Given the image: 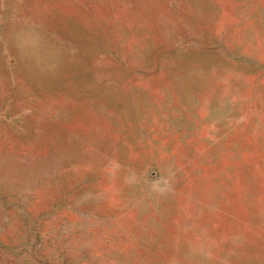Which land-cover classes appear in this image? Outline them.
I'll list each match as a JSON object with an SVG mask.
<instances>
[{
	"label": "rangeland",
	"instance_id": "rangeland-1",
	"mask_svg": "<svg viewBox=\"0 0 264 264\" xmlns=\"http://www.w3.org/2000/svg\"><path fill=\"white\" fill-rule=\"evenodd\" d=\"M0 264H264V0H0Z\"/></svg>",
	"mask_w": 264,
	"mask_h": 264
}]
</instances>
